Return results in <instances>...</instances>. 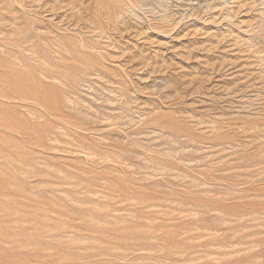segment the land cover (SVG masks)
<instances>
[{
  "label": "rangeland",
  "instance_id": "rangeland-1",
  "mask_svg": "<svg viewBox=\"0 0 264 264\" xmlns=\"http://www.w3.org/2000/svg\"><path fill=\"white\" fill-rule=\"evenodd\" d=\"M0 264H264V0H0Z\"/></svg>",
  "mask_w": 264,
  "mask_h": 264
}]
</instances>
